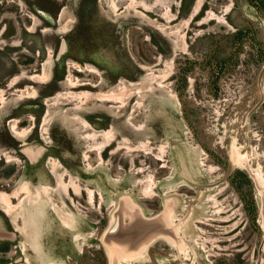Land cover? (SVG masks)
I'll use <instances>...</instances> for the list:
<instances>
[{"label": "rangeland", "instance_id": "1", "mask_svg": "<svg viewBox=\"0 0 264 264\" xmlns=\"http://www.w3.org/2000/svg\"><path fill=\"white\" fill-rule=\"evenodd\" d=\"M142 1L0 0V264H111L125 198L183 246L116 264H264V0Z\"/></svg>", "mask_w": 264, "mask_h": 264}, {"label": "bare ground", "instance_id": "2", "mask_svg": "<svg viewBox=\"0 0 264 264\" xmlns=\"http://www.w3.org/2000/svg\"><path fill=\"white\" fill-rule=\"evenodd\" d=\"M128 4H130L136 11H138V7H142L144 9H147V5L142 0H129ZM62 47H63L62 50H64L65 49V42H63ZM13 129H14L15 134L23 135V132L18 130V128L16 127V124L13 125ZM104 134L109 135L108 132H104ZM41 150H42V147H40L37 151H35L33 148H30V147H26V148L22 149V151L27 155V157H30L32 159H35L38 156L39 151H41ZM237 162H240V161L237 160ZM244 164H246V162H244ZM243 167H246L249 171H252L251 168H249L247 166H243ZM260 174H261V172H260ZM260 174L257 176L259 177L260 180H262V182H264V179H263V177L260 176ZM59 181L61 184H63L64 188L67 189V185L64 184V182L61 179H59ZM73 187H74L75 191H77V192L80 191V188L78 185L73 184ZM90 193H91V190H90ZM37 197H38V195H37ZM172 205L174 207V202H173V204H172V202L171 203L168 202L166 204L165 210L162 213H160L159 215H156L155 217H150V219L151 218L154 219V222H153L154 225L147 224V234L144 237L142 235L141 239L137 240L136 237L141 232V230H143V229H141L140 226L141 225L143 226V223H146L147 222L146 220H148L149 217H145L144 214L142 213L141 209L132 200H130L129 198H125L124 202L122 203L121 209H120L121 210L120 211L121 219L124 220L126 217H128V219H129L128 223L133 222V224H132V226H130V229L125 231V230H122V225H124V227H127L128 223L126 224V222H125V224H124L122 221L121 229L118 230L117 233L114 234V237H119V238L115 239L113 241V243H109L108 244L109 247L107 245L108 252L110 253V255L112 252L113 253L115 252L118 257H122V258L124 256H128V258H129L131 256L138 255V254L142 253L144 251V249H146L148 244L150 242H152L153 239H155V238L158 239V237H163V238L167 239L169 242L173 243L174 245L182 247L183 243L181 242L180 239H178L179 236L178 237L175 236L174 235L175 233L172 234L170 231V230H172L173 227L175 229V232L177 229L176 228L177 226L175 227L174 224H172L171 220H170V213L174 210ZM172 208H173V210H172ZM4 211L6 213H8L9 208L8 207L4 208ZM119 219H120V217L117 219V221H118L117 225H119ZM64 220H66V219H64ZM113 222H114V219L112 220L111 223H113ZM6 235H8V234H6ZM133 238L134 239L136 238V240L134 242H132V244H131L130 240H132ZM130 250H131V252H129V254H128L127 252ZM110 260H111V258H110Z\"/></svg>", "mask_w": 264, "mask_h": 264}, {"label": "water", "instance_id": "3", "mask_svg": "<svg viewBox=\"0 0 264 264\" xmlns=\"http://www.w3.org/2000/svg\"><path fill=\"white\" fill-rule=\"evenodd\" d=\"M250 175L252 176V178L254 179L255 181V184L257 185L260 193H261V214H262V224H263V227H264V182H262V180L259 179V177L257 176V173L255 172H249ZM120 217V220H119V225H117V219ZM147 222L146 223H143V226L141 225V232L145 235L147 234V224L149 225H154V219L153 218H149L148 220H146ZM131 223V222H130ZM128 223L127 227H124V225H122V230H125L127 231L128 229H130V226H132L133 222L130 224ZM121 224H122V219H121V216L120 215H116L115 219H114V222L113 224L110 225L109 229L107 230V233L105 234L104 236V242H105V245H108L109 243H113V241L119 237H114V234L117 233L118 230L121 229ZM139 235V239H141V236L143 235ZM173 234V233H172ZM143 235V237L145 236ZM134 238L132 240H130V243L132 244V242H134ZM109 247V245H108ZM131 251V250H130ZM129 251V252H130ZM128 253V252H127ZM111 260H112V263L111 264H116L118 262V258H117V254L114 252L111 253ZM261 261H262V257L260 256L257 263L256 264H261Z\"/></svg>", "mask_w": 264, "mask_h": 264}, {"label": "trees", "instance_id": "4", "mask_svg": "<svg viewBox=\"0 0 264 264\" xmlns=\"http://www.w3.org/2000/svg\"><path fill=\"white\" fill-rule=\"evenodd\" d=\"M184 4H185V0H183V4H182V7L184 6Z\"/></svg>", "mask_w": 264, "mask_h": 264}]
</instances>
